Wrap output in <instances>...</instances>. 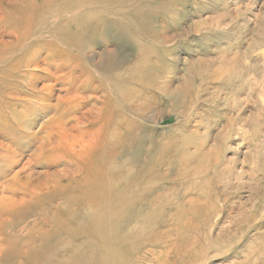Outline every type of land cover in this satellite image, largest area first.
I'll list each match as a JSON object with an SVG mask.
<instances>
[{"label":"rangeland","instance_id":"rangeland-1","mask_svg":"<svg viewBox=\"0 0 264 264\" xmlns=\"http://www.w3.org/2000/svg\"><path fill=\"white\" fill-rule=\"evenodd\" d=\"M5 1L10 2L0 0V9ZM31 1L46 17L42 0ZM111 10L118 28L103 26L108 35L93 37L75 75L64 71L66 84L46 81L45 72L38 71L37 90L19 95L26 101L7 100L29 127H17L9 112L0 119V170L5 171L0 221L7 216L6 199L24 197L22 191L13 195L9 186L35 188L65 172L71 180L56 182L47 194L52 198L46 196L40 206L48 210L45 226L69 219L78 208L75 224L85 228L87 217L98 219L102 211L116 209L134 221L131 227L140 237L126 242L142 251L139 264H264V0H116ZM53 35L54 41L62 37ZM46 36V31L36 34L35 46L49 41ZM2 40L12 44L15 38ZM107 51L116 52L112 62L119 76L116 115H107L114 121L112 138L100 144L99 156L89 151L40 156L41 141L32 138H43L63 100L75 94L100 98L72 107L77 117L95 104L106 109L107 62L101 54ZM33 93L48 98L47 108ZM31 108L37 117L29 116ZM85 121L81 128L91 130ZM62 154L71 167L60 161ZM94 188L102 193L88 199L85 193ZM109 194L126 196L114 200ZM60 208L64 213L58 215ZM98 220L113 224L110 218ZM124 233L115 225L105 238L118 244ZM95 242L87 237L72 242L69 264H82L91 249L80 250L87 243L98 248ZM120 250L130 251L123 245Z\"/></svg>","mask_w":264,"mask_h":264},{"label":"bare ground","instance_id":"bare-ground-1","mask_svg":"<svg viewBox=\"0 0 264 264\" xmlns=\"http://www.w3.org/2000/svg\"><path fill=\"white\" fill-rule=\"evenodd\" d=\"M115 2L116 0H42L41 8L46 17H40L41 11H39L38 15V8L31 0L5 1L3 8L0 9V119L9 112L8 114L17 127H29L27 125L28 120H20L21 117L19 118L13 114V111L16 112V106L7 105V100L13 98L17 101H22L25 99L20 98L19 95L25 94L23 89H28L32 92L37 90L34 85L35 81L40 79L38 71L45 72L46 75L41 78L46 81L56 78L59 83L66 84L64 71L68 70L70 75H75L77 61L82 63L86 58L87 48H89L88 44L94 39L93 37L99 38L102 36L101 38H104L108 35V32L104 33L103 26H108L110 29L118 28L119 24L114 20V12L112 10L109 11ZM105 6H108V12H105L107 10H104ZM83 20H85L84 23L82 22ZM42 31L47 32L46 40L49 41L39 42V46H35L36 43H34L33 39L36 34ZM54 32L61 34L62 37L57 36L56 41L51 40L54 37ZM6 35L13 36L15 41L12 44L4 42L2 38ZM75 54L78 55L75 56ZM115 56V51H107L101 54V59L106 58L107 62L104 70L105 78H108V90L105 94V98L108 100L106 109L97 108L95 104L96 106L93 105L90 109L83 112L81 116L77 117L75 114L78 113L70 112L72 107H77L80 103L93 99L96 102L100 98L71 94L72 96L66 101L63 100V102L56 105V117L58 119L52 121L48 119L50 122L46 124L47 126H44L46 128L43 138L37 137L36 134L38 133L35 132L36 137L32 139L41 141L39 146H37L40 156L56 151L78 154L89 151L93 156L100 155L99 152L103 143L107 142L106 139L110 140L112 138H110L111 134H108V132L113 127L114 121L113 119H107L108 112L113 117L116 115V100L114 96L118 89L119 76L115 75L118 66L115 61L112 62V59L116 58ZM42 65L46 66V68L42 67ZM52 69L56 70L55 73H52ZM126 72L128 73L129 70ZM51 86L53 87V85ZM33 99L37 100L40 107L48 100L47 97L35 95ZM3 104L7 105L6 110H4ZM68 107L70 108L68 109ZM43 110L45 111V109ZM27 112L29 114L32 113L29 116L37 117L38 115L32 108L28 109ZM27 117L26 113L23 114V118ZM2 120L4 119L2 118ZM82 120H86L88 125L94 127L91 130H88V127L86 128L85 126V128H81ZM68 123L73 125L68 128ZM24 137L28 138V135H24ZM53 139L54 143L52 142ZM53 144H55L53 148H47ZM76 147H78V151H76ZM65 155L62 154L60 161L63 160V164L71 167L70 161L68 158L65 159ZM15 156L11 160H17ZM4 173V170H0V178ZM88 177H83V180L85 181ZM70 178V175L68 176V174L62 172L59 178H49L43 186L35 188H31V186H24L23 188H19L20 186H9L13 195L16 194V191H22L24 197L19 199L20 201L14 198L15 195L6 199L8 209L5 210V213H7V216L4 218L1 216L0 221V264H69V255L66 254L68 246L80 237L91 238L92 241H96L95 243L98 244V248H91L87 243L80 250L85 252L91 249L86 251L90 252L91 255L85 258L81 262L82 264L140 263L142 259L139 253L142 251L132 246V244L128 245L126 242L129 237L139 238L140 236L136 237L138 235H135V229L131 227L134 221L131 218L129 220L123 218L124 212L122 211H117L116 209L113 213L102 211L103 215L97 216L98 219L102 220L110 218L113 222L112 225L103 224L93 217H87L85 219L86 226L83 228L79 224H75L76 220H78V208H76L74 213L69 215V219L62 217L57 224L54 223V226H45L46 222H48L45 213L48 210L40 208L42 201L46 196L52 198L51 194V196L47 194L52 186H55L56 182L62 183L71 180ZM13 180L15 181L16 179L14 178ZM101 193V190L94 188L85 194L88 199H98ZM126 194H114L113 196L109 194V197L118 200L124 198ZM67 202L68 199L64 203L67 205ZM77 205L81 207L80 203ZM36 209L41 210L40 212L43 213H34ZM60 213H64V209L60 208L58 215ZM134 218L132 217V219ZM115 225L122 232H127L124 233L126 235L118 239V244L112 242L110 237L105 238L110 235ZM142 227L144 228V226ZM71 228H74V230H70ZM103 233H106L104 234L105 236ZM129 233H132L131 236H128ZM54 240H56L55 243ZM122 245L130 251L120 250ZM125 259H128L127 263H124Z\"/></svg>","mask_w":264,"mask_h":264}]
</instances>
